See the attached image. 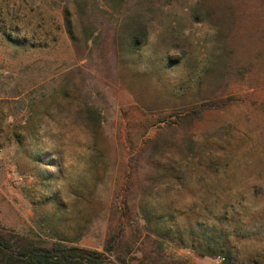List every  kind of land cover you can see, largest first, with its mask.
Masks as SVG:
<instances>
[{"label": "rangeland", "instance_id": "1", "mask_svg": "<svg viewBox=\"0 0 264 264\" xmlns=\"http://www.w3.org/2000/svg\"><path fill=\"white\" fill-rule=\"evenodd\" d=\"M258 173L264 0H0L4 231L113 264H219L157 238L141 209L179 223L216 191L250 196ZM254 209L259 222L264 198ZM259 230L232 239L242 264Z\"/></svg>", "mask_w": 264, "mask_h": 264}, {"label": "trees", "instance_id": "2", "mask_svg": "<svg viewBox=\"0 0 264 264\" xmlns=\"http://www.w3.org/2000/svg\"><path fill=\"white\" fill-rule=\"evenodd\" d=\"M139 31L134 36L138 38ZM140 40V39H138ZM89 109V114H93ZM91 117V116H90ZM202 164V163H201ZM210 169L219 171L212 168ZM202 178L203 177V174ZM210 190V189H209ZM248 192L242 197L223 200L216 191L204 200L199 212L197 204H192V214L183 221L175 220L169 210L158 212L150 207H142L141 216L146 230H151L157 238H177L181 245L188 244L200 254L223 259L219 264H242L239 247L232 243L235 237H251L262 234L264 218L253 220L257 199L264 198V177L258 173ZM212 193V192H211ZM248 197L250 199H248ZM264 211V210H263ZM254 214V215H252ZM170 223H173L171 227ZM116 237L107 240L105 250H114ZM113 264L105 252L89 249L62 241L39 243L27 236L13 235L0 227V264ZM120 264H128L120 259ZM251 264H264V250L254 256Z\"/></svg>", "mask_w": 264, "mask_h": 264}]
</instances>
